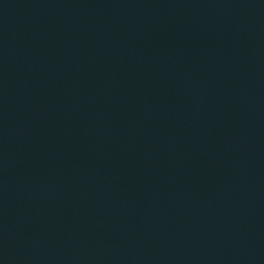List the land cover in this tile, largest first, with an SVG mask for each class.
Here are the masks:
<instances>
[{
  "label": "water",
  "instance_id": "95a60500",
  "mask_svg": "<svg viewBox=\"0 0 264 264\" xmlns=\"http://www.w3.org/2000/svg\"><path fill=\"white\" fill-rule=\"evenodd\" d=\"M0 264H264V0H0Z\"/></svg>",
  "mask_w": 264,
  "mask_h": 264
}]
</instances>
